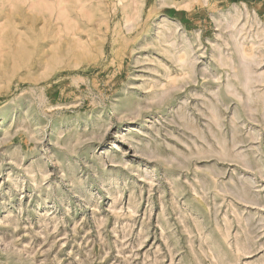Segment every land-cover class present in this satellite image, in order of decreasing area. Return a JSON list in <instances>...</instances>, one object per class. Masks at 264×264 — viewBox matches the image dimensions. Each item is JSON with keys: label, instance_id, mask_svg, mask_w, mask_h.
<instances>
[{"label": "rangeland", "instance_id": "obj_1", "mask_svg": "<svg viewBox=\"0 0 264 264\" xmlns=\"http://www.w3.org/2000/svg\"><path fill=\"white\" fill-rule=\"evenodd\" d=\"M0 264H264V0H0Z\"/></svg>", "mask_w": 264, "mask_h": 264}, {"label": "bare ground", "instance_id": "obj_2", "mask_svg": "<svg viewBox=\"0 0 264 264\" xmlns=\"http://www.w3.org/2000/svg\"><path fill=\"white\" fill-rule=\"evenodd\" d=\"M255 65V64H254ZM257 66V65H256Z\"/></svg>", "mask_w": 264, "mask_h": 264}]
</instances>
